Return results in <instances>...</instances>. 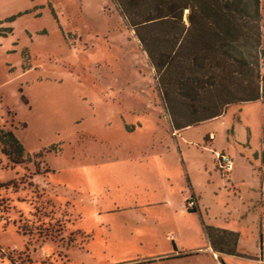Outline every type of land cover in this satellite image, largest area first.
I'll use <instances>...</instances> for the list:
<instances>
[{
  "label": "rangeland",
  "instance_id": "374dc122",
  "mask_svg": "<svg viewBox=\"0 0 264 264\" xmlns=\"http://www.w3.org/2000/svg\"><path fill=\"white\" fill-rule=\"evenodd\" d=\"M158 79L112 0H0V264H264V98L178 132Z\"/></svg>",
  "mask_w": 264,
  "mask_h": 264
},
{
  "label": "trees",
  "instance_id": "16d2710c",
  "mask_svg": "<svg viewBox=\"0 0 264 264\" xmlns=\"http://www.w3.org/2000/svg\"><path fill=\"white\" fill-rule=\"evenodd\" d=\"M112 1L159 75L173 131L264 98L261 0ZM0 147L12 164H21L26 156L12 132H1ZM255 158L264 165V150ZM206 233L216 252L234 255L237 233L211 227Z\"/></svg>",
  "mask_w": 264,
  "mask_h": 264
},
{
  "label": "built area",
  "instance_id": "2783aa9c",
  "mask_svg": "<svg viewBox=\"0 0 264 264\" xmlns=\"http://www.w3.org/2000/svg\"><path fill=\"white\" fill-rule=\"evenodd\" d=\"M218 161H219L220 171H222L224 174H229L232 172L233 160L231 159V157H228L222 154L221 156H219ZM188 207L189 209L196 207V202L193 200H190L188 203Z\"/></svg>",
  "mask_w": 264,
  "mask_h": 264
},
{
  "label": "crops",
  "instance_id": "0c3cea01",
  "mask_svg": "<svg viewBox=\"0 0 264 264\" xmlns=\"http://www.w3.org/2000/svg\"><path fill=\"white\" fill-rule=\"evenodd\" d=\"M231 177H232V178H231V179H232L231 182H232V181H233V173H232V176H231Z\"/></svg>",
  "mask_w": 264,
  "mask_h": 264
}]
</instances>
